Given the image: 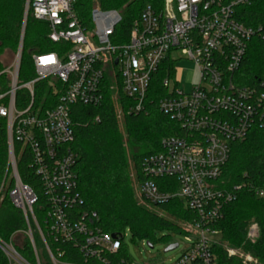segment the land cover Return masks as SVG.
<instances>
[{"label": "built area", "instance_id": "1", "mask_svg": "<svg viewBox=\"0 0 264 264\" xmlns=\"http://www.w3.org/2000/svg\"><path fill=\"white\" fill-rule=\"evenodd\" d=\"M76 1L26 0L18 52L12 66L0 71V121L7 124L9 164L15 180L10 193L13 205L35 221L36 197L17 172L14 144L19 143L30 150L32 167L48 198L49 230L55 240L79 244L76 236H83L81 249L86 256L113 264L102 255L116 254L124 235L113 237L96 228L95 214L84 213L74 220L70 212L82 204L75 170L78 155L70 147L74 142L71 108L100 104L103 85L112 80L110 90L115 93L119 118L123 111L118 93L128 100L129 114L147 113L152 76L164 70L163 96L153 102L179 125L180 132L163 138L161 152L145 158L144 179L138 184L140 198L149 206L180 199L196 215L193 222L180 224L187 247L176 264H217L214 245L243 264H260L251 254L223 245L221 237L215 238L221 233L212 229L225 205L236 199L235 193L216 187L232 143L246 138L253 128L264 129V77L250 86L237 82L256 30L237 21L236 8L253 0H163L160 12L151 6L143 9L126 42L118 31L119 12L94 8L88 24L83 25L74 10ZM30 12L48 25L50 42L63 46L55 52L34 54L35 78L21 83L20 62ZM178 54L197 68L199 79L189 91L177 80ZM46 80L57 96L56 103L35 107V85ZM22 91L28 92L30 101L21 109L17 102ZM256 196L264 199V182ZM258 236V225L251 223L247 240L253 243Z\"/></svg>", "mask_w": 264, "mask_h": 264}, {"label": "trees", "instance_id": "2", "mask_svg": "<svg viewBox=\"0 0 264 264\" xmlns=\"http://www.w3.org/2000/svg\"><path fill=\"white\" fill-rule=\"evenodd\" d=\"M26 0H0V57L4 53H17L21 39ZM163 0H77L74 10L83 25H87L94 8L116 10L122 16L118 29L128 40L134 21L140 18L143 9L151 6L162 10ZM236 19L246 27L256 30L249 42L244 63L237 73V82L250 86L264 77V0H253L251 4L236 8ZM48 25L37 21L29 13L21 55L19 81L25 83L35 78L32 56L58 51L63 45L48 39ZM4 67L0 65V71ZM172 73V72H171ZM167 76L160 70L153 79L146 103L147 113L129 114V104L118 93L122 108V123L118 117L115 93L110 90L112 80L103 85V101L98 105L76 104L71 108L74 142L71 149L78 155L75 167L78 176V192L82 204L70 210L74 220L86 213L95 214L94 226L104 233L122 236L128 228L134 239L155 241L156 231L183 234L180 223L193 222L196 215L185 209L180 199L166 204L149 206L137 198L136 184L144 179L145 158L161 152V140L177 135L180 127L162 114L153 100L163 96L161 82ZM6 76L2 77V82ZM154 91V94H153ZM155 91L158 92L155 94ZM154 95V96H153ZM55 97V98H54ZM57 96L48 80L38 82L34 89L35 107L44 104L52 107ZM27 91L18 94L19 108L28 106ZM17 172L24 186L36 197L33 216L15 207L10 193L15 189V180L9 164L7 124L0 121V264H11L4 249L11 246L27 264H101L97 257L86 256L82 251L83 236L75 241L55 240L49 230L48 211L50 205L42 188L40 177L32 167V156L28 148L14 144ZM264 182V129L253 128L248 136L231 145L229 160L221 177L216 182L220 190L233 192L236 199L225 205L222 217L212 229L221 233V242L251 254L264 264V203L256 191ZM159 183V182H158ZM163 181H160V185ZM163 190V188H162ZM142 201V200H141ZM87 222V219H85ZM251 223L259 227L255 242L247 240ZM122 247L116 254L103 253L113 264H130ZM217 264H243L237 257H229L220 245L212 247ZM55 260V262H54Z\"/></svg>", "mask_w": 264, "mask_h": 264}, {"label": "rangeland", "instance_id": "3", "mask_svg": "<svg viewBox=\"0 0 264 264\" xmlns=\"http://www.w3.org/2000/svg\"><path fill=\"white\" fill-rule=\"evenodd\" d=\"M16 54L17 53H4L0 57V65L4 67L3 69H9L12 66ZM177 57L179 58L176 63L177 80L181 82L185 91H189L192 88V85L199 79L197 68L193 62L185 59L180 54H178ZM120 121L122 123V118H120ZM135 187L137 190V198L140 200L139 185L136 184ZM262 200L264 203V199ZM140 203L144 204L141 200ZM123 235V244L129 257L130 264H176L187 247L185 236L173 231H156L154 238L155 241L151 245L152 247L148 245L149 243L147 240L134 239L128 228L125 229ZM220 237L221 235L219 237L216 236L215 238L218 240ZM175 244L179 245L178 248L168 252L165 251L167 247ZM223 245L232 248L226 243ZM7 250L8 252H6V254L9 257L11 264H27L20 256L18 257L14 254V249L11 246H8ZM236 250L240 249L237 248Z\"/></svg>", "mask_w": 264, "mask_h": 264}, {"label": "water", "instance_id": "4", "mask_svg": "<svg viewBox=\"0 0 264 264\" xmlns=\"http://www.w3.org/2000/svg\"><path fill=\"white\" fill-rule=\"evenodd\" d=\"M113 237H115V235L113 234ZM149 245V244H148ZM150 247H152L151 245H149ZM178 244H175V245H170L169 247H167V249L165 250L166 252H168V251H172V250H174V249H176V248H178ZM5 251H6V249H4Z\"/></svg>", "mask_w": 264, "mask_h": 264}, {"label": "bare ground", "instance_id": "5", "mask_svg": "<svg viewBox=\"0 0 264 264\" xmlns=\"http://www.w3.org/2000/svg\"><path fill=\"white\" fill-rule=\"evenodd\" d=\"M6 251L8 252V250L6 249Z\"/></svg>", "mask_w": 264, "mask_h": 264}]
</instances>
